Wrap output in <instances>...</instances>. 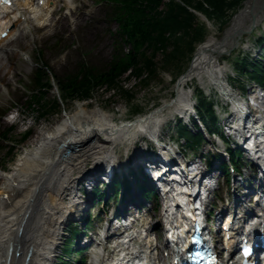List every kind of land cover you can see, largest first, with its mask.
<instances>
[{
    "label": "bare ground",
    "instance_id": "6f19581e",
    "mask_svg": "<svg viewBox=\"0 0 264 264\" xmlns=\"http://www.w3.org/2000/svg\"><path fill=\"white\" fill-rule=\"evenodd\" d=\"M65 2L71 4V0ZM254 2L255 0H248L228 27L226 45L209 39L198 48L186 76L177 82L176 96L165 105L133 121L117 125L98 106L87 109V102H79L74 112L45 132L37 133L31 140V145L13 161L11 170L2 177L0 264H55L65 225L73 218L75 209H84V200L82 201L74 187L78 179V176H74V170H84V162L89 159L93 170L115 164L118 160L115 145L125 138H131L135 132H146L158 138V116L163 110L191 109V91L187 89L190 80L196 79L200 83L217 82L221 90L239 106L238 95L222 80L227 68L217 65V56L234 43L239 28L247 30L251 26L250 16ZM25 3L34 8L33 20L39 23L37 29L46 28L49 16L58 12L55 6L59 0H46L42 6H36L33 0ZM18 11H12V7L0 10L3 14L0 18V33L8 31V36L0 40V56L4 53L0 57V82L3 84L10 82L8 73L15 68L14 58H17V53L4 46L16 36V28L22 24L21 13ZM66 19L63 18L64 21ZM26 37V30L23 28L15 45H21ZM240 118L241 125L238 128H244L245 120ZM259 124L255 129L263 132L264 124L262 121ZM162 152L167 155L171 153V149H163ZM139 154L137 152L135 156ZM260 154V164L264 168V143ZM80 173L82 172L77 174ZM244 195L254 197L250 190H245ZM66 197L68 201H64ZM262 202L264 199L257 196L256 203ZM190 207L189 204L186 206ZM176 211H169L168 220L177 222L180 216L179 210ZM260 222L264 224V217Z\"/></svg>",
    "mask_w": 264,
    "mask_h": 264
},
{
    "label": "rangeland",
    "instance_id": "374dc122",
    "mask_svg": "<svg viewBox=\"0 0 264 264\" xmlns=\"http://www.w3.org/2000/svg\"><path fill=\"white\" fill-rule=\"evenodd\" d=\"M25 1L28 0H21L18 6L22 10L25 7L30 9L26 13L21 11L28 19L32 15L33 7L25 5ZM59 1L55 6L58 12L48 18L46 28L37 29L39 23L28 20L29 22H24L16 29V33L19 34L23 27L26 28L27 37L22 41V44L15 45V36L4 46L8 50H15L17 58H14L15 68L8 73L10 82L8 84L0 82V115H2L0 116V188L3 175L11 170L13 161L26 147L31 145V140L35 138L37 133L45 132L47 128L54 126L64 117L74 112L77 103L87 102V105H85L87 109L98 106L111 116L114 121L113 124L119 125L125 121H133L148 114L152 110L165 105L174 97L176 81L172 79L176 76L175 70L159 68L158 75L152 78L147 85L140 83V78L125 75L120 81L119 87L114 89L106 88V86L97 88L92 92L91 99L73 100L62 98L58 90L59 81L74 76L83 65L92 68L96 73L106 71L110 67L113 56L120 51L121 46L124 47V50L125 47L129 49L130 46L120 43V39L117 37L119 25L111 16L113 10L108 7L106 1L71 0V4H67L65 0ZM164 1L167 2L168 0ZM238 8L235 12L236 15L240 10ZM63 18L67 19L64 21ZM231 23L232 20L223 31L227 30ZM223 31L218 37H214L216 39L212 41H220L223 37ZM214 33H217V26L213 28ZM152 53V49H149L146 55L151 56ZM195 54L196 52L193 56ZM225 55H218V59L221 61ZM2 56H4V53L0 57ZM235 56H237L236 51L230 58H225L229 59L228 62H232V58ZM153 60L160 67L163 60L162 52H156ZM191 60L184 65L183 72L189 69ZM39 61L49 65L54 76L52 86L45 91V99L52 102L57 98L60 102V106H58L59 113H48L43 118L40 117L42 109L37 104L35 106V104L29 103V96L36 88L35 77ZM235 67L241 75L251 74L244 70L240 64H235ZM143 75L145 78L147 74ZM120 87L130 91L135 99L129 100L121 92ZM235 92L238 94V89ZM199 101L205 111L202 116L206 117V123L209 128L213 127L217 131L218 127L215 124L213 112L211 110L207 111L208 102L200 96ZM133 106L142 108V113L133 115ZM5 113H8L7 116ZM158 117L161 121L158 128L160 132L165 121L172 118L173 114L169 109H165ZM10 128L12 129L10 135L4 137V133L9 131ZM171 130V133L176 132V129L168 124L164 131L167 134ZM28 131L31 135L28 139L23 140V135ZM181 135L186 137L190 145L194 146L196 150H200L204 144L203 138L195 141L193 136L186 130H181ZM120 142V145H115V150L120 155L118 161L124 159L133 150L131 144L129 145L130 141L125 143L123 140ZM142 145L144 144L142 143ZM126 147L127 149H125ZM91 165L90 159L84 162L86 169L90 168ZM80 171H82L80 168L74 170V176H78L77 173ZM97 212L98 207L94 209L93 216L97 217ZM158 212L157 210L152 212L156 219L159 216ZM65 232L67 233V231ZM75 258V256H70L69 263H75L74 260L78 259ZM59 261L58 264H63L61 260ZM55 263L57 264V262Z\"/></svg>",
    "mask_w": 264,
    "mask_h": 264
},
{
    "label": "trees",
    "instance_id": "16d2710c",
    "mask_svg": "<svg viewBox=\"0 0 264 264\" xmlns=\"http://www.w3.org/2000/svg\"><path fill=\"white\" fill-rule=\"evenodd\" d=\"M104 1L113 10L111 15L113 19L118 22L117 37L120 43L129 44L131 49L127 53L121 46L106 71L96 73L92 68L83 65L77 74L59 81L58 87L64 99H91L92 92L97 88L119 87L121 76L129 69L132 70L133 75L140 78V83L145 85L158 75L159 68L174 69L176 75L179 74L185 68L184 65L189 62L196 46L205 41L208 36L206 26L191 10L203 13L208 19L217 21L223 27L243 0ZM149 49L153 51L151 56L146 55ZM159 51L163 55L160 67L153 60L156 52ZM248 65L253 69V78L264 86V64L250 63ZM45 68L48 69V66L45 65ZM145 73L147 75L144 78ZM49 87L47 72L40 67L36 76V89L31 94L29 103L35 106L37 104L42 109L40 112L42 118L48 113H59V100L56 98L50 102L45 99V90ZM120 89L129 100L135 99L130 91L123 87ZM141 109L139 106H133L132 113H140ZM29 136L30 133L23 140L28 139ZM193 138L195 141L199 140L195 136ZM71 234L74 235L72 229Z\"/></svg>",
    "mask_w": 264,
    "mask_h": 264
},
{
    "label": "water",
    "instance_id": "95a60500",
    "mask_svg": "<svg viewBox=\"0 0 264 264\" xmlns=\"http://www.w3.org/2000/svg\"><path fill=\"white\" fill-rule=\"evenodd\" d=\"M247 2H248V0H245L243 2V6H246L247 5L246 4ZM263 9H264V0H255L254 4L252 6V11H251V16H250L251 26L247 30L246 29H243V28H239V30L237 31V33H238V36L237 37L238 38L241 37V36H243V35H245V34L252 33V31L255 29V27L259 24L261 18L264 17V11H263ZM239 12H238V14H239ZM234 18H235V16L232 19H234ZM203 19H206V18L203 17ZM226 31L227 30L223 31V37L220 40V43L221 44L224 43V45L227 44V43H225V41H226L225 40L226 39ZM237 37H236V39L233 40L234 41V43L232 44V48L233 49L237 46V43L235 42V40L236 41L238 40Z\"/></svg>",
    "mask_w": 264,
    "mask_h": 264
}]
</instances>
